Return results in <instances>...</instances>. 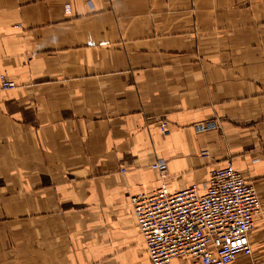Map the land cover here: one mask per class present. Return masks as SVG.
<instances>
[{
	"label": "crops",
	"instance_id": "obj_1",
	"mask_svg": "<svg viewBox=\"0 0 264 264\" xmlns=\"http://www.w3.org/2000/svg\"><path fill=\"white\" fill-rule=\"evenodd\" d=\"M0 74V264H151L156 160L199 192L230 160L261 203L230 264H264V0H0Z\"/></svg>",
	"mask_w": 264,
	"mask_h": 264
},
{
	"label": "built area",
	"instance_id": "obj_2",
	"mask_svg": "<svg viewBox=\"0 0 264 264\" xmlns=\"http://www.w3.org/2000/svg\"><path fill=\"white\" fill-rule=\"evenodd\" d=\"M0 85L11 88L14 83L0 74ZM159 126L164 132L166 122ZM215 127L212 120L193 125L196 132ZM201 153L207 155L206 150ZM149 166L160 174L158 187L132 195L129 201L151 264H170L173 259L230 264L239 255L251 256L248 234L261 203L230 160L209 171L203 192L196 184L171 191L166 162L156 160Z\"/></svg>",
	"mask_w": 264,
	"mask_h": 264
}]
</instances>
